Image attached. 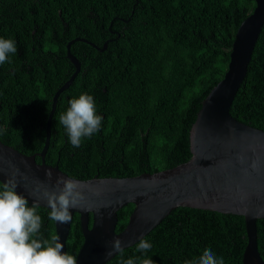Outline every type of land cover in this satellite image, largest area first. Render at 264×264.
<instances>
[{"label":"trees","instance_id":"1","mask_svg":"<svg viewBox=\"0 0 264 264\" xmlns=\"http://www.w3.org/2000/svg\"><path fill=\"white\" fill-rule=\"evenodd\" d=\"M255 0H0V38L17 52L0 64V142L21 154L39 153L54 93L80 71L57 100L45 163L71 178H129L171 169L191 158L189 131L202 101L223 78L234 36ZM81 94L93 96L103 117L99 132L71 145L59 117ZM237 121L264 131V25L230 107ZM41 159L36 158L40 163ZM31 207V205H29ZM134 206L117 212L115 232ZM49 210L39 207L40 237L55 236ZM91 224V215H90ZM257 249L264 262V219L256 221ZM136 244L105 264L135 258L141 264H184L206 248L224 264H242L247 244L242 216L179 207ZM83 243L74 215L66 253Z\"/></svg>","mask_w":264,"mask_h":264},{"label":"water","instance_id":"2","mask_svg":"<svg viewBox=\"0 0 264 264\" xmlns=\"http://www.w3.org/2000/svg\"><path fill=\"white\" fill-rule=\"evenodd\" d=\"M263 25L264 0H255L253 11L236 30L223 78L202 101L189 131L191 158L171 169L129 178L78 180L63 173L58 165L45 163L58 97L80 71L70 46L80 41L102 52L108 43L98 48L83 38L72 39L66 45V57L75 71L52 97L42 150L27 156L0 142V182L15 173L17 193L24 195L29 205L36 203L49 211L45 191L59 192L63 184H58V179L77 185L82 197L79 207L70 210L68 222L54 221L55 236L66 252L73 217L79 216L83 243L75 257L77 264L107 263L117 255H107L112 241L119 239L123 249L133 246L179 207L242 216L247 239L242 264H264L257 249L256 229V221L264 219V131L230 115ZM48 171L51 178L46 175ZM128 204L134 208L124 229L116 233L117 212Z\"/></svg>","mask_w":264,"mask_h":264},{"label":"clouds","instance_id":"3","mask_svg":"<svg viewBox=\"0 0 264 264\" xmlns=\"http://www.w3.org/2000/svg\"><path fill=\"white\" fill-rule=\"evenodd\" d=\"M17 52L16 43L12 39L0 38V64L10 62L9 57ZM103 117L97 115L93 96L81 94L69 102V107L59 117V123L65 128L71 145L79 148L84 138H90L100 131ZM48 178L52 172L46 173ZM63 184L59 192H44V198L49 206V219L65 223L71 219L70 210L79 207L82 199L77 191V185L71 180L58 179ZM18 182L15 173L12 178L0 182V264H77L73 255L63 251L64 245L58 237L51 240L40 237L43 221L37 214L38 204L29 207V201L24 195L18 194ZM152 244L146 238H140L136 251L147 253ZM123 256L122 242L115 239L111 243V251ZM121 264H136L135 258L122 260ZM141 264H154L151 258H145ZM184 264H224V258L217 256L210 248Z\"/></svg>","mask_w":264,"mask_h":264}]
</instances>
